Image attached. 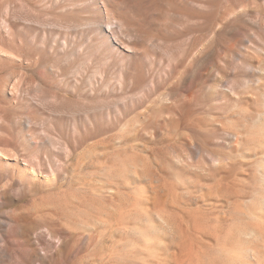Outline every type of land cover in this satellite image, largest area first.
<instances>
[{
    "label": "rangeland",
    "instance_id": "obj_1",
    "mask_svg": "<svg viewBox=\"0 0 264 264\" xmlns=\"http://www.w3.org/2000/svg\"><path fill=\"white\" fill-rule=\"evenodd\" d=\"M105 1L0 0V264H264V0Z\"/></svg>",
    "mask_w": 264,
    "mask_h": 264
},
{
    "label": "bare ground",
    "instance_id": "obj_2",
    "mask_svg": "<svg viewBox=\"0 0 264 264\" xmlns=\"http://www.w3.org/2000/svg\"><path fill=\"white\" fill-rule=\"evenodd\" d=\"M99 3H100V6H99V9L102 11L101 12V15L104 14V16L108 17L110 16V7L111 5L109 3H107L105 0H99ZM115 7L118 9V10H121L122 9V5L120 3H117L115 4ZM14 188V187H13ZM11 189V188H10ZM14 190V189H12ZM10 191V190H9ZM19 190H17L16 192H18ZM12 192V191H10ZM14 192V191H13ZM6 196L11 197L10 196V193H8ZM29 224V223H28ZM26 230V235H27V239L30 240L31 237L38 231L39 232V229L40 227L37 226V225H34V224H30V225H26V227L24 228ZM41 231V230H40ZM44 234V233H43ZM50 234V237H54L55 236V233L53 231L49 232ZM39 235L42 236V234L39 233ZM45 235V234H44ZM64 237V236H63ZM44 239V238H42ZM46 241V239H44ZM43 241V240H42ZM45 247H47L48 249L52 248V245L49 243V242H45L44 243Z\"/></svg>",
    "mask_w": 264,
    "mask_h": 264
}]
</instances>
